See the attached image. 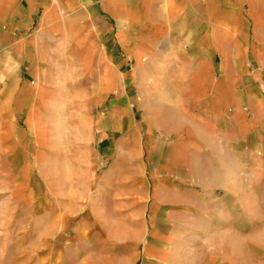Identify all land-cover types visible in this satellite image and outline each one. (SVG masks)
<instances>
[{
    "label": "crops",
    "instance_id": "crops-1",
    "mask_svg": "<svg viewBox=\"0 0 264 264\" xmlns=\"http://www.w3.org/2000/svg\"><path fill=\"white\" fill-rule=\"evenodd\" d=\"M10 252L264 264V0H0Z\"/></svg>",
    "mask_w": 264,
    "mask_h": 264
},
{
    "label": "rangeland",
    "instance_id": "rangeland-1",
    "mask_svg": "<svg viewBox=\"0 0 264 264\" xmlns=\"http://www.w3.org/2000/svg\"><path fill=\"white\" fill-rule=\"evenodd\" d=\"M12 255L13 254L11 252L6 255L0 253V264H15L14 261L12 260L13 258Z\"/></svg>",
    "mask_w": 264,
    "mask_h": 264
}]
</instances>
